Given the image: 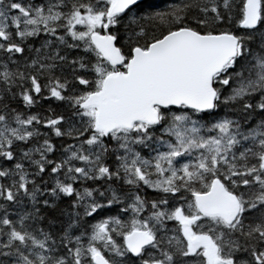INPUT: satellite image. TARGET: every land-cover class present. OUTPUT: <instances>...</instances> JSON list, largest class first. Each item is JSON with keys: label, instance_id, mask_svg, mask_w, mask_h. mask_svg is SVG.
I'll return each instance as SVG.
<instances>
[{"label": "snow or ice", "instance_id": "6c2138e0", "mask_svg": "<svg viewBox=\"0 0 264 264\" xmlns=\"http://www.w3.org/2000/svg\"><path fill=\"white\" fill-rule=\"evenodd\" d=\"M0 264H264V0H0Z\"/></svg>", "mask_w": 264, "mask_h": 264}]
</instances>
